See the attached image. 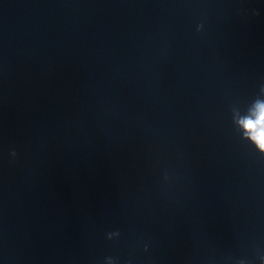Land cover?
Masks as SVG:
<instances>
[{"label": "water", "instance_id": "water-1", "mask_svg": "<svg viewBox=\"0 0 264 264\" xmlns=\"http://www.w3.org/2000/svg\"><path fill=\"white\" fill-rule=\"evenodd\" d=\"M264 0H0V264H264Z\"/></svg>", "mask_w": 264, "mask_h": 264}, {"label": "snow or ice", "instance_id": "snow-or-ice-1", "mask_svg": "<svg viewBox=\"0 0 264 264\" xmlns=\"http://www.w3.org/2000/svg\"><path fill=\"white\" fill-rule=\"evenodd\" d=\"M261 119L257 121L256 123L248 122L246 124V127L249 128V130L253 133V138L257 140V142L261 145V147H264V130L257 131V125H261L262 128H264V109L261 110Z\"/></svg>", "mask_w": 264, "mask_h": 264}, {"label": "clouds", "instance_id": "clouds-1", "mask_svg": "<svg viewBox=\"0 0 264 264\" xmlns=\"http://www.w3.org/2000/svg\"><path fill=\"white\" fill-rule=\"evenodd\" d=\"M262 109H264V105H258V107H257V112H256V114H255V117L254 118H249V119H247L245 122H244V126L246 127V124L248 123V122H253V123H256L257 121H259L260 119H261V110ZM246 129L253 135V133L249 130V128L248 127H246ZM261 130H264V128H262V126L261 125H257V131H261ZM262 150H264V149H262Z\"/></svg>", "mask_w": 264, "mask_h": 264}]
</instances>
